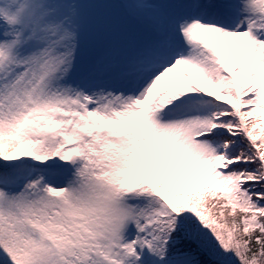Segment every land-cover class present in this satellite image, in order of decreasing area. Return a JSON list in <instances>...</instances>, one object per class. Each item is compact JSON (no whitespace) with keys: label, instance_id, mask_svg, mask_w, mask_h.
<instances>
[{"label":"snow or ice","instance_id":"6c2138e0","mask_svg":"<svg viewBox=\"0 0 264 264\" xmlns=\"http://www.w3.org/2000/svg\"><path fill=\"white\" fill-rule=\"evenodd\" d=\"M0 264H264V0H0Z\"/></svg>","mask_w":264,"mask_h":264}]
</instances>
